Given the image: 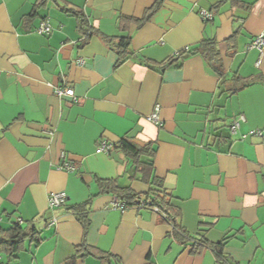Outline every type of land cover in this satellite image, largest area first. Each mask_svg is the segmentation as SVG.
<instances>
[{
    "label": "crops",
    "instance_id": "obj_1",
    "mask_svg": "<svg viewBox=\"0 0 264 264\" xmlns=\"http://www.w3.org/2000/svg\"><path fill=\"white\" fill-rule=\"evenodd\" d=\"M36 1L0 0V228L21 219L40 240L26 239L15 256L0 252V264H264V51L248 48L264 32V0ZM156 2L148 20L121 27V16L141 18ZM70 10L88 19L87 39ZM43 19L48 34L36 31ZM103 36H129L130 55L121 61ZM204 39L215 40L226 88L198 53L162 64ZM233 83L248 84L224 90ZM157 104L158 121H149ZM239 114L245 120L232 134ZM122 137L152 145V169L117 146ZM101 140L111 147L96 153ZM150 172L189 234L228 237L221 255L179 242L155 209L111 207L115 196L98 182L113 179L143 197ZM59 191L67 205L48 209V194ZM85 202L86 229L74 210Z\"/></svg>",
    "mask_w": 264,
    "mask_h": 264
},
{
    "label": "trees",
    "instance_id": "obj_2",
    "mask_svg": "<svg viewBox=\"0 0 264 264\" xmlns=\"http://www.w3.org/2000/svg\"><path fill=\"white\" fill-rule=\"evenodd\" d=\"M50 0H37L35 6L41 7L45 5L46 2ZM54 1V0H53ZM160 2H156L151 7H149L144 15L141 18H133L127 16H121L120 24L121 27H124V23L127 21L134 22H143L148 20L153 13L158 9ZM72 14H74L78 19V27L82 34V39H87L94 30L90 26L88 19L85 15L77 10H70ZM237 32H233L228 40L235 39ZM103 38L113 46V49L120 56L121 61L127 58L131 51L129 48L130 37H120L117 39L108 38L103 36ZM200 54L208 63V65L214 70V72L220 76L222 79L221 85L225 87L228 79L224 77L223 67L219 58V51L216 46L215 40L213 39H204L200 42L196 49L187 51H183L178 58L169 59L162 64H173L178 63L184 57L189 54ZM147 66H149V61H145ZM236 76H232L230 80L235 82L238 80ZM251 80H247L250 82ZM234 85L229 87V89H225L228 93H236L239 89L244 88L248 83L241 84L240 86ZM232 122V121H231ZM117 146L129 157H131L136 164H144L147 167L152 169V158L154 156L155 150L150 143H146L143 146H139L132 142L127 137H122ZM146 158L149 162H144L141 159ZM143 180L150 185L151 193L146 194L145 196H141L140 194L132 191L130 188L120 187L117 182L113 179H99L100 189L103 192L113 193L115 199L123 203L126 207L139 205L142 207H148L150 209L157 208V212L171 225L170 235L173 236L181 243H186L188 241L193 242V251L198 252L202 247L210 248L212 251L222 254L223 246L228 239V237L223 238L220 242L212 243L207 241L203 237H197L195 235L189 234L178 222L177 219L179 217V212L170 204L171 195L165 191L162 187V180L158 179L151 172L148 175L143 176ZM88 204L85 202L84 204L77 205L75 207V214L78 216L82 226L86 229L87 226V213L85 209V205ZM29 239L31 243L39 242L40 238L33 230L29 233L25 228H23L20 223H14L11 227L7 229L0 228V252L6 253L8 256H15L18 252L25 249L24 241ZM77 250H83L87 254H91L99 259H105L109 262L117 261L115 257H112L108 253L100 252L98 250L87 248L85 245L77 248Z\"/></svg>",
    "mask_w": 264,
    "mask_h": 264
},
{
    "label": "built area",
    "instance_id": "obj_3",
    "mask_svg": "<svg viewBox=\"0 0 264 264\" xmlns=\"http://www.w3.org/2000/svg\"><path fill=\"white\" fill-rule=\"evenodd\" d=\"M203 18L209 19L210 15L207 12L203 11ZM50 24L46 19H43L37 26L36 31L39 34H48L50 32ZM248 48H255L258 50L259 54L261 55L264 51V32L259 33L255 36V38L252 40V42L248 45ZM185 51H187V48H185ZM78 63L81 64L82 60H78ZM259 63V60L256 62V64ZM56 94L58 95H68L73 96V90L71 88H56L55 89ZM159 105L157 104L154 106L153 112L147 116V119L152 122L158 121V112H159ZM245 120V117L243 114H239L235 119L232 120L230 124V132L233 134L238 129L240 123ZM252 135H256L259 137H262V132L259 130H253L251 132ZM247 137V136H244ZM110 144H108L105 140H101L97 147L95 148L96 153L100 152H106L110 149ZM64 154H62V158H64ZM61 168L65 170H72L73 167L68 162H63ZM68 196L66 192L59 191V192H50L47 196V206L48 209H53L58 206L67 205ZM111 207H116L120 209H124L126 206L114 198V200L111 202ZM157 211V208H154ZM1 220V217H0ZM53 219L49 220V224L53 223ZM17 222H21V219H18Z\"/></svg>",
    "mask_w": 264,
    "mask_h": 264
}]
</instances>
